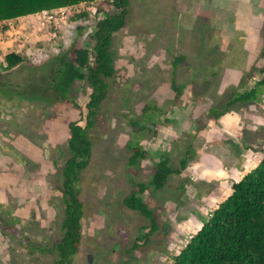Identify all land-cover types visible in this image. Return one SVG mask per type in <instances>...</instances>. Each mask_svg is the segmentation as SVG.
<instances>
[{
  "label": "rangeland",
  "instance_id": "obj_1",
  "mask_svg": "<svg viewBox=\"0 0 264 264\" xmlns=\"http://www.w3.org/2000/svg\"><path fill=\"white\" fill-rule=\"evenodd\" d=\"M219 2L130 1L126 26L114 34L112 41L115 75L107 80L108 95L101 104L97 124L88 131L90 161L77 184L83 205L82 240L72 264H171L201 228V218H207L214 203L227 196L225 192L210 203L213 184L194 180L187 170L172 175L162 191L148 190L142 196L159 226L148 244L137 239L148 232L143 229L149 222L123 205L132 182L150 180L156 152H167L173 169L179 168L187 148L196 154L204 143L195 130L198 118L210 108L219 107L245 73L255 76L261 66L259 54L248 68H242L238 84L222 91L220 80L226 67L240 59L233 51L243 42L246 24L235 22L234 1ZM103 9V3L95 1L66 11L54 10L44 27L31 18L27 37L0 32V264L54 263L56 257L51 250L62 237L65 214L58 188L69 157L68 123L86 111L90 90L75 99L80 109L55 100L48 90L49 62L77 47ZM84 13L85 17H79ZM20 25L11 26L19 30ZM252 26L263 47L264 21L257 20ZM78 27L86 29L80 32ZM10 53L25 59L6 71L4 58ZM180 57L184 59L176 64ZM1 87L9 92L10 100ZM176 90H181L178 100ZM255 104L263 105L264 101ZM238 109L241 123L255 118L244 107L238 105ZM258 112V107L251 111ZM260 115L264 120V107ZM164 118L174 122L164 124ZM131 121L145 125L149 131L136 138ZM243 126L235 129L232 140L224 141L235 154L245 146L262 143H252L247 126ZM223 131L219 126L217 139L209 137L206 147L218 142ZM132 141H138L149 153L139 168L128 165ZM208 156L216 158L211 151ZM33 244L50 251L30 252Z\"/></svg>",
  "mask_w": 264,
  "mask_h": 264
},
{
  "label": "trees",
  "instance_id": "obj_2",
  "mask_svg": "<svg viewBox=\"0 0 264 264\" xmlns=\"http://www.w3.org/2000/svg\"><path fill=\"white\" fill-rule=\"evenodd\" d=\"M101 1L103 10L98 11L97 22L89 28L86 37L70 51L62 52L49 62L48 90L55 100L69 102L78 107L75 99L83 97L90 90L85 112L79 119L68 123L70 137L67 142L69 157L62 169V185L58 188L65 214L62 222V237L51 252L55 253L53 264H72V259L81 246V221L83 205L77 191L82 172L88 167L91 156V142L88 131L95 127L101 104L108 95L107 80L115 75L114 56L111 50L114 34L126 26L131 0H0V28L7 29V23L21 17L34 16L44 11L51 12L62 8H71L81 3ZM81 14L79 17H85ZM86 28L78 27L83 31ZM24 57L10 53L4 58V69L12 70L24 62ZM184 58L176 60V64ZM262 60L256 75L245 73L236 89L229 92L225 102L211 109L199 125L207 120L217 121L230 111L237 112L238 105L244 107L261 100L264 94V44L260 53ZM259 75V77H258ZM3 95L11 99L9 92L1 87ZM181 90H176L175 99ZM80 109V107H78ZM150 109V108H146ZM152 109L158 111L157 107ZM148 120L153 125L149 116ZM174 120L164 118L163 123ZM136 138L148 130L139 123H130ZM149 131V130H148ZM132 151L128 160L129 167H140L149 153L142 149L138 141L130 143ZM189 149L179 164L173 169L167 152H156L154 172L147 183L132 182L130 193L123 199V205L138 212L149 222L146 234H141L137 242L149 243V238L159 230L153 212L148 208L142 196L148 190L162 191L172 175H181L193 159ZM232 193L217 208L201 218V228L187 241L185 246L173 257L171 264H264V151L260 163L246 173L238 182L231 185ZM4 227L8 224L1 220ZM30 252L50 251L31 245ZM134 247H138L135 244Z\"/></svg>",
  "mask_w": 264,
  "mask_h": 264
},
{
  "label": "crops",
  "instance_id": "obj_3",
  "mask_svg": "<svg viewBox=\"0 0 264 264\" xmlns=\"http://www.w3.org/2000/svg\"><path fill=\"white\" fill-rule=\"evenodd\" d=\"M232 1L235 2V7L233 10L234 17L236 18L235 22L244 23L246 24V26L244 27V30H242L244 34V37L241 38L243 41L241 42L242 44L240 46H237L239 48H236L235 51H233L235 53H238L240 59L238 63L231 62L230 65L226 67V70L224 71L220 80V87L222 88V91H224L225 87H228L229 85L234 86L238 84V82L240 81V76L242 75V68L246 69L250 64L254 62L255 58L260 54L262 47V40L258 41V34H255V29L253 28L252 23L257 20L264 21V0ZM223 3H226V0H220L219 4L221 5ZM37 15L38 14L29 17H21L10 21L7 23V29L5 31H2L0 28V32L2 34L10 36L19 35L20 37H27V35L30 34L29 26L27 23H29V20L31 18H35L37 20ZM242 20L246 21L243 22ZM16 23H21L23 26L20 25L19 27H17L19 28V30H15L11 25ZM261 99L264 101V94L261 95ZM255 103L244 106L245 109L250 111L248 115L255 116V118L247 121H245V119L243 118V123H241L242 119L239 115V111H241L240 109L237 112L230 111L229 113L221 116L217 120V122L220 120V123H216L215 120H207L204 125L202 124L201 127L198 123L199 120H203V118L208 115L209 111L215 107L210 108L209 111L206 112L205 115L201 118H198L196 116V119L198 118V120L195 123V130L198 137H203L202 140L204 143L201 147H198L196 149V154L193 156V159L191 160L189 166L185 169V171H190V177L194 180L199 179L208 182L209 184H213V189H211L214 190V192H212L209 196L210 203H214V200L219 199L220 196L223 195V193H227V196L224 199H220L218 200V202L214 203L212 211L217 208L218 204H220L231 195V185L233 184V182H238L246 173L255 168L260 163L263 157L264 120L263 118H261L262 116L260 115V113L261 109L263 110L264 104L257 106ZM256 107L259 108V112L251 113V111H253V109ZM256 116L260 117L256 118ZM242 124L244 126H247L248 139H250L252 143L256 141H262V143L259 146H245L242 148V151L240 153L235 154L231 150H228V146L224 145V141L228 139L232 140V137L235 134V129H237L238 126H242ZM218 125L224 129V131L220 135H218L219 141L216 143H212V145L206 147V143L210 141L208 140L209 137H211L212 140L213 138L217 139L215 134L219 127ZM257 128L260 131L256 133L250 130ZM210 151L212 156H216V158L213 159L208 156V154H210ZM205 157L207 159V163H204L206 161ZM203 165L206 166L205 169L203 168ZM2 185L3 184H0V186Z\"/></svg>",
  "mask_w": 264,
  "mask_h": 264
},
{
  "label": "built area",
  "instance_id": "obj_4",
  "mask_svg": "<svg viewBox=\"0 0 264 264\" xmlns=\"http://www.w3.org/2000/svg\"><path fill=\"white\" fill-rule=\"evenodd\" d=\"M67 9L68 8H62V9H59V11H66ZM51 13H52V11L51 12L44 11V12L39 13L37 15V23L40 25V27H44L45 26V21L47 19H51L52 18V14ZM15 54H17V53H15Z\"/></svg>",
  "mask_w": 264,
  "mask_h": 264
}]
</instances>
